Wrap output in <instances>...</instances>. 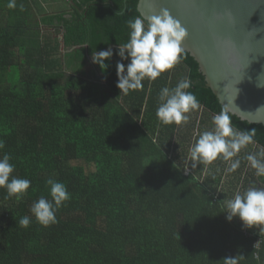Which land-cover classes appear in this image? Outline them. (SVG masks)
Wrapping results in <instances>:
<instances>
[{
  "label": "trees",
  "instance_id": "16d2710c",
  "mask_svg": "<svg viewBox=\"0 0 264 264\" xmlns=\"http://www.w3.org/2000/svg\"><path fill=\"white\" fill-rule=\"evenodd\" d=\"M62 1L67 8L54 11L0 0V158L9 154L12 175L31 181L20 200L0 188V264H223L237 255L238 264H264V231L225 213L237 192L264 187L245 158L264 150V124L227 111L188 51L121 94L115 52L129 40L128 21L145 19L139 0ZM109 47L104 71L92 54ZM89 61L101 79L85 75ZM185 79L203 110L165 125L156 115L160 91ZM222 111L237 131L255 129L254 142L233 158L241 161L235 172L219 158L192 168L191 147ZM50 178L71 196L45 227L31 207L52 199ZM24 216L27 228L18 225Z\"/></svg>",
  "mask_w": 264,
  "mask_h": 264
},
{
  "label": "clouds",
  "instance_id": "9594fccd",
  "mask_svg": "<svg viewBox=\"0 0 264 264\" xmlns=\"http://www.w3.org/2000/svg\"><path fill=\"white\" fill-rule=\"evenodd\" d=\"M9 8H15V0H9ZM129 40L118 44L115 55L120 58L116 64L117 87L121 94H128L143 88L146 78L149 81L156 80L162 72L172 68L183 52L182 44L188 36L186 28L175 19L166 9L159 15L145 19L136 17L128 21ZM114 55L111 47L107 50L93 51L92 62L98 64L104 71ZM124 61H130L125 65ZM189 80L180 81L174 89L167 87L161 89L159 94L160 106L156 115L165 124L180 126L189 120L187 115L200 107L197 98L187 89L191 88ZM48 91V90H46ZM213 130L204 131L199 135L194 146L190 149L192 168L199 165H209L218 158L229 162L228 172H235L241 164L237 157L242 148L253 143L255 129L237 131L226 111L213 117ZM5 147L4 141L0 140V149ZM246 160L259 177H264V150L256 154H248ZM12 157L5 153L0 158V188L6 189L9 196L17 200L23 198L31 187L28 179L17 178L12 175L15 165L11 163ZM51 200L41 196L31 207V213L36 220L47 227L57 222L56 211L70 199L65 184L48 179ZM228 211L226 219L231 222L234 218L242 221L244 228L259 227L264 231V187H250L243 194L237 192L232 200L227 203ZM31 218L24 216L18 221L20 227L27 228ZM223 264H238V255L225 257Z\"/></svg>",
  "mask_w": 264,
  "mask_h": 264
},
{
  "label": "water",
  "instance_id": "95a60500",
  "mask_svg": "<svg viewBox=\"0 0 264 264\" xmlns=\"http://www.w3.org/2000/svg\"><path fill=\"white\" fill-rule=\"evenodd\" d=\"M138 8L146 20L165 9L179 20L183 51L226 110L264 124V0H139Z\"/></svg>",
  "mask_w": 264,
  "mask_h": 264
},
{
  "label": "crops",
  "instance_id": "0c3cea01",
  "mask_svg": "<svg viewBox=\"0 0 264 264\" xmlns=\"http://www.w3.org/2000/svg\"><path fill=\"white\" fill-rule=\"evenodd\" d=\"M54 5H55V6H54ZM54 5H53V7H54V8H53L54 11H62L63 9H66V8H67V3H66L65 1H62V0H60L59 2H57V1L55 0V1H54ZM61 35H63V34H61ZM61 35H60V41H61ZM64 48H65V46L62 47V43H61V49L64 50ZM90 59H91V58H90ZM105 63L109 64V60L106 61ZM89 64H91V65H89ZM84 69H85V71H86V72H85V75L90 76V77H91V75H92V77H93L95 74H97L94 80L101 79L99 71H97V69L94 68V65L92 64V62H90V61L87 62V66H85ZM94 73H95V74H94ZM93 74H94V75H93ZM201 108L203 109V107H201Z\"/></svg>",
  "mask_w": 264,
  "mask_h": 264
},
{
  "label": "rangeland",
  "instance_id": "374dc122",
  "mask_svg": "<svg viewBox=\"0 0 264 264\" xmlns=\"http://www.w3.org/2000/svg\"><path fill=\"white\" fill-rule=\"evenodd\" d=\"M39 4H41L43 7H45L46 9H53V5H54V1L55 0H36ZM57 2H59L60 0H56ZM55 6V5H54ZM203 109L199 108V112H201ZM189 165V163H187Z\"/></svg>",
  "mask_w": 264,
  "mask_h": 264
},
{
  "label": "built area",
  "instance_id": "2783aa9c",
  "mask_svg": "<svg viewBox=\"0 0 264 264\" xmlns=\"http://www.w3.org/2000/svg\"><path fill=\"white\" fill-rule=\"evenodd\" d=\"M193 173V170L190 165L186 164L184 168V174L185 175H191Z\"/></svg>",
  "mask_w": 264,
  "mask_h": 264
},
{
  "label": "snow or ice",
  "instance_id": "6c2138e0",
  "mask_svg": "<svg viewBox=\"0 0 264 264\" xmlns=\"http://www.w3.org/2000/svg\"><path fill=\"white\" fill-rule=\"evenodd\" d=\"M238 82H239V81H238ZM238 82H237V83H238Z\"/></svg>",
  "mask_w": 264,
  "mask_h": 264
}]
</instances>
